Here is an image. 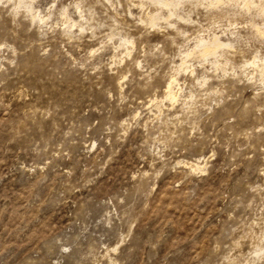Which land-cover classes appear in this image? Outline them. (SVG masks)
Instances as JSON below:
<instances>
[{
  "label": "rangeland",
  "instance_id": "374dc122",
  "mask_svg": "<svg viewBox=\"0 0 264 264\" xmlns=\"http://www.w3.org/2000/svg\"><path fill=\"white\" fill-rule=\"evenodd\" d=\"M0 264H264V0H0Z\"/></svg>",
  "mask_w": 264,
  "mask_h": 264
},
{
  "label": "bare ground",
  "instance_id": "6f19581e",
  "mask_svg": "<svg viewBox=\"0 0 264 264\" xmlns=\"http://www.w3.org/2000/svg\"><path fill=\"white\" fill-rule=\"evenodd\" d=\"M219 44V43H218ZM212 52V50L210 49V48H205L204 49V54H209V53H211ZM255 60V59H254ZM251 63V62H250ZM253 63V62H252ZM252 63H251V65H252ZM261 68V67H260ZM259 68V69H260ZM257 69V68H256ZM172 83V82H171ZM171 83L168 85V87H167V91H166V96H168V97H170L171 99H174L175 98V93L173 92V90H172V88H171Z\"/></svg>",
  "mask_w": 264,
  "mask_h": 264
},
{
  "label": "clouds",
  "instance_id": "9594fccd",
  "mask_svg": "<svg viewBox=\"0 0 264 264\" xmlns=\"http://www.w3.org/2000/svg\"><path fill=\"white\" fill-rule=\"evenodd\" d=\"M133 7H139V5H133Z\"/></svg>",
  "mask_w": 264,
  "mask_h": 264
}]
</instances>
